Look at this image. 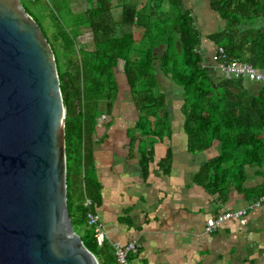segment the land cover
Instances as JSON below:
<instances>
[{
    "label": "trees",
    "instance_id": "1",
    "mask_svg": "<svg viewBox=\"0 0 264 264\" xmlns=\"http://www.w3.org/2000/svg\"><path fill=\"white\" fill-rule=\"evenodd\" d=\"M24 1L31 6L39 0ZM87 1L88 7L74 17L78 26L74 30L61 13L60 2L50 0L55 29L49 36L21 0L41 26L57 61L66 106L67 195L74 229L83 230L80 236L100 264H117L112 246L98 245L84 205L86 198L96 203L101 197L93 164L97 117H112L123 90L142 113L134 128L150 137V116L156 124L168 123L162 79H171L184 99L190 151L216 147L218 152L202 164L197 179L223 201L233 186L241 190L248 167L264 164V83L227 77L213 65L222 47L229 58L264 70V0H208V9L221 21L207 35L213 44L210 54L186 0H146L141 6L139 0ZM118 7L116 19L113 10ZM83 27L92 34V49L79 43ZM61 56L67 60L65 65ZM150 153L141 159L144 170Z\"/></svg>",
    "mask_w": 264,
    "mask_h": 264
},
{
    "label": "crops",
    "instance_id": "2",
    "mask_svg": "<svg viewBox=\"0 0 264 264\" xmlns=\"http://www.w3.org/2000/svg\"><path fill=\"white\" fill-rule=\"evenodd\" d=\"M186 4L195 13L210 54L213 44L207 35L212 31L207 27L220 22L208 9V0ZM162 80L168 123L156 124L150 116L151 135H143L134 128L142 113L120 90L109 123L95 134L93 164L101 197L94 209L106 242L113 246L136 240V264H264V203L248 208L264 191V164L249 166L243 188L233 186L226 200L218 198L196 177L217 149L190 151L182 92L171 79ZM148 151L151 159L144 170L141 159ZM243 208H248L245 223L231 218L217 231H206L209 217Z\"/></svg>",
    "mask_w": 264,
    "mask_h": 264
},
{
    "label": "water",
    "instance_id": "3",
    "mask_svg": "<svg viewBox=\"0 0 264 264\" xmlns=\"http://www.w3.org/2000/svg\"><path fill=\"white\" fill-rule=\"evenodd\" d=\"M65 126L54 50L0 0V264H100L70 217Z\"/></svg>",
    "mask_w": 264,
    "mask_h": 264
},
{
    "label": "built area",
    "instance_id": "4",
    "mask_svg": "<svg viewBox=\"0 0 264 264\" xmlns=\"http://www.w3.org/2000/svg\"><path fill=\"white\" fill-rule=\"evenodd\" d=\"M217 61L218 62L216 63L215 68L222 75L227 77H242L244 79H250L254 82L264 83V70L258 69L252 63L240 60L236 57L229 58L226 51L222 47L219 48ZM108 120L109 116L107 114H101L97 117V131H100ZM95 134L94 139L96 140ZM93 203L94 202L91 198H86L84 202V205L87 208V224L95 228L96 241L99 246H102L106 243V232L103 228L99 213L93 208ZM262 203H264V192L257 200L252 202L248 208ZM248 208L229 210L219 213L214 217H209L206 220V231L208 233L217 231L226 220L231 218L239 219L242 223H245ZM112 247L117 264H136L133 255H136L140 248V244L136 240L128 241L125 244L116 243Z\"/></svg>",
    "mask_w": 264,
    "mask_h": 264
},
{
    "label": "rangeland",
    "instance_id": "5",
    "mask_svg": "<svg viewBox=\"0 0 264 264\" xmlns=\"http://www.w3.org/2000/svg\"><path fill=\"white\" fill-rule=\"evenodd\" d=\"M49 1L50 0H39L36 5L31 4V6H30L29 2L22 0V2L24 4H26V7H28V11L39 22L42 23V25L45 27V30L47 31V35L50 36V32L53 29H55V26H54L55 24H53L52 20H51L52 10H51V6L48 4ZM58 1L60 2V5H61L60 6L61 7V13L65 14L66 20L70 24V28H72L74 30L77 29L78 26H75V24L73 23V21L75 19L74 17H76L77 14L82 13L81 10L84 11L88 7V5H89L88 1L87 0H58ZM145 2H146V0H139V6H141V4L144 5ZM69 8H70V10H69ZM113 15L115 16L116 19H119V17H120V8L119 7L115 8L113 10ZM217 20H218V22H221L220 19L217 18ZM217 27H218V24L216 25V28ZM216 28H214L213 26H208L207 30L214 31ZM201 31H202V29H201ZM80 34L81 35L79 36L80 37L79 43L81 44V46L84 45L85 48L92 49L94 47V44H93V37H92V34H91L89 28L83 27ZM66 61L67 60L61 56V63L63 65H65ZM128 98L131 99L133 103H135V100L133 99L132 95H128ZM139 131H141V133H142V130L139 129ZM77 231L79 232L80 235L83 234V230L81 228H77Z\"/></svg>",
    "mask_w": 264,
    "mask_h": 264
},
{
    "label": "clouds",
    "instance_id": "6",
    "mask_svg": "<svg viewBox=\"0 0 264 264\" xmlns=\"http://www.w3.org/2000/svg\"><path fill=\"white\" fill-rule=\"evenodd\" d=\"M217 62H218V61H217ZM217 62H216V63H217ZM216 63H214V65H213L214 68H215ZM215 69H216V68H215ZM216 71H217V69H216Z\"/></svg>",
    "mask_w": 264,
    "mask_h": 264
}]
</instances>
